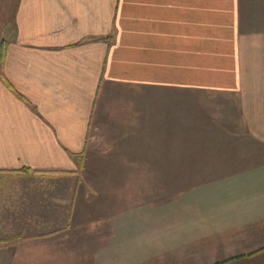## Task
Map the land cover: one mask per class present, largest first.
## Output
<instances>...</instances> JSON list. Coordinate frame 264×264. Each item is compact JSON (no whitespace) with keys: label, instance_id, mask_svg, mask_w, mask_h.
Instances as JSON below:
<instances>
[{"label":"crops","instance_id":"crops-1","mask_svg":"<svg viewBox=\"0 0 264 264\" xmlns=\"http://www.w3.org/2000/svg\"><path fill=\"white\" fill-rule=\"evenodd\" d=\"M13 26L0 264H264V0H18Z\"/></svg>","mask_w":264,"mask_h":264},{"label":"rangeland","instance_id":"rangeland-1","mask_svg":"<svg viewBox=\"0 0 264 264\" xmlns=\"http://www.w3.org/2000/svg\"><path fill=\"white\" fill-rule=\"evenodd\" d=\"M18 0H0V62H2V57L4 56L3 53L5 51V47L9 44L11 39L14 36V26H13V19L16 11V4ZM44 184V183H41ZM4 186V190H7V188H10V186H14L12 182H7V181H2L0 182V186ZM37 185V183L33 184ZM47 186L44 187H49L51 184H44ZM64 184H58V186H61ZM53 187L55 185H52ZM57 188V189H61ZM67 189V186H65ZM6 200V199H4ZM0 201V211H1V206H3L6 201ZM13 207V206H12ZM0 219H4L3 216H0ZM5 225V224H4ZM5 228H9L4 226ZM6 236V233H5ZM3 251L0 253L2 254ZM6 253V252H5Z\"/></svg>","mask_w":264,"mask_h":264},{"label":"trees","instance_id":"trees-1","mask_svg":"<svg viewBox=\"0 0 264 264\" xmlns=\"http://www.w3.org/2000/svg\"><path fill=\"white\" fill-rule=\"evenodd\" d=\"M23 171H27V169H25ZM14 239H16V237L10 238L9 240H14Z\"/></svg>","mask_w":264,"mask_h":264}]
</instances>
